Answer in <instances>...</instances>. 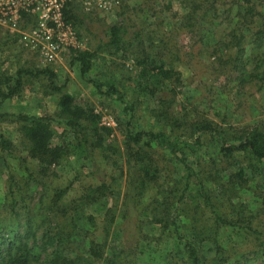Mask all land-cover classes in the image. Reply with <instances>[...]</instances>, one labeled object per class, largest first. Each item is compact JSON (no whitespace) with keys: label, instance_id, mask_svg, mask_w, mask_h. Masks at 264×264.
<instances>
[{"label":"rangeland","instance_id":"1","mask_svg":"<svg viewBox=\"0 0 264 264\" xmlns=\"http://www.w3.org/2000/svg\"><path fill=\"white\" fill-rule=\"evenodd\" d=\"M78 3H70L77 19L69 20L81 48L65 50L56 61L0 23V132L12 142L10 150L0 146V226L29 235L43 261L58 249L69 257L65 264H191L178 226L204 264H264V162L222 149V143L237 144L254 129L264 130V0H122L101 11ZM117 20L130 37L141 35L128 52L106 47ZM33 23L25 14L20 30ZM75 50L97 53L86 76L72 62ZM143 58L163 59L180 79L157 85L150 77L153 92L142 90ZM22 69L32 74L6 99L9 80ZM44 69L55 73L60 91L39 73ZM90 78L116 81L136 104L137 130H163L188 142L200 137V146L180 151L181 159L194 167L232 226L216 224L206 206L181 202L185 165L167 148L129 141L124 104ZM65 94L99 116L107 147L51 123L50 144L62 146L63 154L47 166L29 155L19 115L65 119ZM198 121L212 122L221 133L202 135ZM84 200L89 203L79 206Z\"/></svg>","mask_w":264,"mask_h":264},{"label":"trees","instance_id":"2","mask_svg":"<svg viewBox=\"0 0 264 264\" xmlns=\"http://www.w3.org/2000/svg\"><path fill=\"white\" fill-rule=\"evenodd\" d=\"M70 5V3H69ZM69 5L66 8L67 19H77L74 13H70ZM141 39V35L137 33L130 37L128 30L126 29L122 20L115 21L109 29V37L106 43V47L114 49L116 51L128 52L135 47L136 42ZM237 45L240 44L238 41ZM96 51H81L75 50L72 53V62L78 63L81 69V74L86 76L92 69V62L96 56ZM143 77L146 79L147 83L142 87V90L148 92L151 91L149 85V78L151 77L155 84H163L166 80H173L176 76L179 78V71L174 68H167L166 62L163 59H151L150 61L143 58ZM40 74H47L49 76L52 87L58 91L61 87L54 85L55 73L52 71H47V69L40 70ZM28 74H32L28 70H20L14 79L9 80V88L7 93H4L5 98H11L17 95L24 84V79ZM264 79V76L259 77ZM93 85L99 90L104 91L105 94L117 95V98L124 104V109L129 113V118L127 121V137L129 141L133 144H140L143 140H148L149 142L155 143L156 146L161 148H167L171 152H174L181 164L185 165L187 171V180L184 189L183 198L192 200L198 206L203 205L212 210L214 214L215 223L219 225L232 226L234 222L232 220H227L221 212L218 211L212 197L204 189L203 182L194 167L188 164L187 161L181 159L184 156L180 153L185 148L195 149L201 144L200 137L194 139L193 142L184 141L181 138L174 137L172 133L166 131H144L137 130L135 126L136 119V104L134 102L126 99V95L117 87V83L114 79H108L101 82L100 79L90 78L89 79ZM105 88V90H104ZM61 113L65 119L56 118L53 116H37V115H26L21 114L19 118L24 123L23 130L30 142L29 155L40 161L45 165H51L56 162L63 154L62 146H53L50 144L52 133L50 131L51 123H57L64 125L67 129L83 136H92L93 146L105 149L107 147L105 143V137L107 128L99 125V116L93 113L92 109H85L82 106L75 103L74 98L65 94L61 97L60 101ZM195 129L201 134H210L215 137V133H221L218 126L214 125L212 122L198 121L195 123ZM0 146L4 150H10L12 142L5 137L3 133L0 132ZM222 149L229 153H249L253 159L259 162H264V130L254 129L250 132L248 137L240 141L237 144L230 143L225 145L222 143ZM244 175L242 171L239 176ZM11 186L12 195L15 194ZM58 196V195H57ZM63 194L60 195V198ZM59 200V198H58ZM15 202V201H13ZM89 203V201L84 200L79 206H83ZM55 204V203H54ZM57 205V203H56ZM57 208V207H56ZM63 207L58 206V209ZM79 210V207H75ZM176 225V221L173 220ZM178 225V223H177ZM175 233L178 240L185 242L184 248L188 254V258L191 264H204L203 257L200 254L198 247H196L187 237H184L180 232V228L175 226ZM31 237L18 236L15 232L7 231L5 227L0 226V246L3 242L6 244V249L1 250L0 247V264H31L33 261L39 262L40 264H65L66 261L64 257L59 252L58 249L52 251V258L46 257L45 261L41 259V251L37 250L36 241L30 244ZM47 243V242H46ZM29 244L31 247H29ZM53 246V245H52ZM50 246V247H52ZM44 247L43 249H45ZM5 251V252H4ZM33 251V253H32ZM93 252H97L93 249ZM4 254V255H2ZM69 261V257H66Z\"/></svg>","mask_w":264,"mask_h":264},{"label":"built area","instance_id":"3","mask_svg":"<svg viewBox=\"0 0 264 264\" xmlns=\"http://www.w3.org/2000/svg\"><path fill=\"white\" fill-rule=\"evenodd\" d=\"M80 2L84 10H108L122 0H0V23L37 49L48 61H56L67 49L81 48L75 25L67 19L69 3ZM34 23L20 30L24 15Z\"/></svg>","mask_w":264,"mask_h":264}]
</instances>
